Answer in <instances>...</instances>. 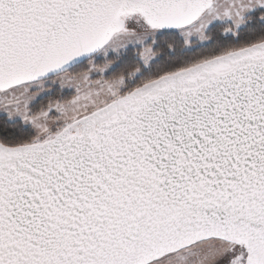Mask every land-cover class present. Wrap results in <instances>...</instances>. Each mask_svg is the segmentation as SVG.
<instances>
[{
	"label": "snow or ice",
	"instance_id": "snow-or-ice-1",
	"mask_svg": "<svg viewBox=\"0 0 264 264\" xmlns=\"http://www.w3.org/2000/svg\"><path fill=\"white\" fill-rule=\"evenodd\" d=\"M0 264H264V0H0Z\"/></svg>",
	"mask_w": 264,
	"mask_h": 264
}]
</instances>
